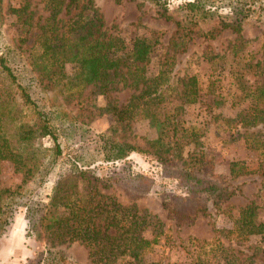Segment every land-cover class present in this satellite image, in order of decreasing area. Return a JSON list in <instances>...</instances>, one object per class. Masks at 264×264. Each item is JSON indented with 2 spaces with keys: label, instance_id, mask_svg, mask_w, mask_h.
I'll return each instance as SVG.
<instances>
[{
  "label": "rangeland",
  "instance_id": "374dc122",
  "mask_svg": "<svg viewBox=\"0 0 264 264\" xmlns=\"http://www.w3.org/2000/svg\"><path fill=\"white\" fill-rule=\"evenodd\" d=\"M91 1L112 34L127 43L135 37L150 39L146 75L163 72L164 83L161 97L148 112L160 126L151 124L140 109L131 120L113 119L108 108L124 104L132 94L121 83L108 86L103 93L92 85H76L73 67L67 64L62 78L46 79L35 69L32 40L19 43V27L8 11L20 0H0V57L47 118L60 152L50 166L53 145L49 138L34 140L24 149L35 148L43 164L23 185V196L13 201L11 217L0 234V264H40L43 254L37 252L43 247L35 240L31 225L36 220L28 221L25 206L46 205L54 186L65 188V179L74 175H81L77 186L83 190L89 184L120 205H133L139 213L159 220L166 239L159 237L147 261L187 264L189 253L182 247L186 241H205L215 247L218 239L233 264H264V240L234 233L239 210L249 204L256 207L257 220L264 222V152L249 146L251 139H264V123L246 128L227 122L250 106L253 98L246 95L261 82L264 0ZM189 3L201 6V11L198 5L195 8L196 22L188 11ZM243 3L248 17L241 24L240 39L227 29L214 33L228 8ZM31 10L35 16L47 15L39 0H32ZM162 12L171 19L161 17ZM175 21L193 30L188 40L182 39ZM213 29V37L202 36ZM191 75L196 77L198 96L196 102L185 104L180 98V79ZM0 116L7 119V111L0 110ZM178 136L183 145L177 155L171 150L160 152L154 143L157 139L158 144L175 141ZM231 162H241L242 172L231 176ZM193 169L231 195L208 199L205 214L194 213L191 199L178 202L181 206L174 207L180 209L170 212L166 206L175 197L186 198V190L199 186L193 181L183 185L175 173ZM19 182L20 175L11 164L0 162V202L7 197L2 191L13 190ZM150 236L149 232L145 235ZM52 251L64 256L65 264H89L86 250L77 243L54 245ZM202 252H209L208 247ZM212 264L228 263L214 260Z\"/></svg>",
  "mask_w": 264,
  "mask_h": 264
},
{
  "label": "trees",
  "instance_id": "16d2710c",
  "mask_svg": "<svg viewBox=\"0 0 264 264\" xmlns=\"http://www.w3.org/2000/svg\"><path fill=\"white\" fill-rule=\"evenodd\" d=\"M31 2L32 0H20L17 7L9 8L8 11L19 27V43L25 44L32 40V45L36 48L34 66L41 75L45 74L46 79L62 78L63 67L67 64L73 67L72 83L76 85H92L103 93L108 86L121 83L122 87L132 90V94L124 104L108 108L113 119L118 122L131 120L140 109V112H145L151 124L160 126L154 121L153 114L148 112L149 107L161 97L164 83L163 72L158 71L152 77L146 75L145 65L152 48L150 39L135 37L127 43L117 34H112L105 28L91 0H39L43 10L47 12L44 17L35 16V11L31 10ZM245 4L228 8V14L222 18L224 22H219V28L214 33L227 29L235 34L237 40L240 39L241 24L248 17ZM196 5L198 4H187L188 11L194 14L192 21L197 16L195 8L200 7L201 11V6ZM159 15L164 19H171L165 12ZM174 23L181 31L182 39L188 40L193 30H185L179 21ZM213 31L214 29L203 33L202 36L211 38ZM262 72L260 85L246 95L249 99L253 98V102L227 122L246 128L264 123V69ZM180 83L182 102H196V77L186 76L180 79ZM0 110L7 111V119L0 116V162L10 163L13 172L20 175V182L13 190L2 191L7 197L0 202L1 234L11 217L13 201L23 196V185L31 178L33 170L43 164L35 148L30 152L24 149L34 140L49 138L53 145L51 159L48 160L50 166L60 152L47 118L30 98L27 90L16 80L2 57ZM249 135L255 136L252 133ZM179 139L180 136L175 141L161 144H158L157 139L154 143L160 152L171 150L177 155L183 145L178 143ZM263 142L264 139H251L249 146L264 152ZM165 161L167 160L163 159ZM242 169L241 162L228 164L231 176L241 173ZM194 170L197 169L175 173V178L183 185L193 181L199 186L196 190H186V198L175 197L166 206L170 212L175 213L180 209L176 210L174 207L178 202L191 199L194 213L205 214L208 199L231 195L224 188L220 189L215 181ZM80 178L81 175L66 178L65 188L60 184L55 185L46 205L25 206L28 221L36 220V224L31 225L35 240L43 247L37 252L43 254L39 259L40 264H65L66 258L57 251L53 252L52 248L66 243L81 245L86 250L89 264H159L147 261L146 258L154 252L160 236L163 235L166 239L159 220L147 213H139L133 205H120L113 197L97 193L89 184H86L88 190H83L77 186ZM148 232L151 234L149 239L145 237ZM234 233L244 238L260 236L264 240V222L257 220L254 205L249 204L239 210ZM217 240L215 239V247L205 241L191 240L190 244L186 241L182 247L186 249V254L189 253L187 264H212L214 260H226L228 264H233V261H228L226 252H223L225 249L221 248V243ZM204 246L208 247L209 252H202Z\"/></svg>",
  "mask_w": 264,
  "mask_h": 264
}]
</instances>
